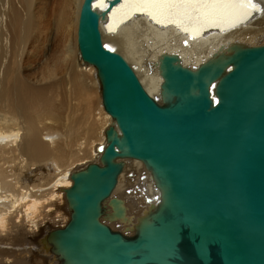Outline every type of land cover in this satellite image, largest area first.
Returning <instances> with one entry per match:
<instances>
[{
    "label": "water",
    "instance_id": "95a60500",
    "mask_svg": "<svg viewBox=\"0 0 264 264\" xmlns=\"http://www.w3.org/2000/svg\"><path fill=\"white\" fill-rule=\"evenodd\" d=\"M92 2L80 6L77 51L95 69L112 124L98 162L63 191L69 220L44 238L55 262L264 264V44L229 43L197 67L161 54L152 96L103 44L99 22L120 0L102 12ZM128 160L156 192L132 233L105 224L126 220L112 193Z\"/></svg>",
    "mask_w": 264,
    "mask_h": 264
},
{
    "label": "bare ground",
    "instance_id": "6f19581e",
    "mask_svg": "<svg viewBox=\"0 0 264 264\" xmlns=\"http://www.w3.org/2000/svg\"><path fill=\"white\" fill-rule=\"evenodd\" d=\"M110 1L93 0L92 8L102 12ZM82 2L0 0V253L19 250L0 264H31L33 250L57 264L44 238L67 224L69 211L64 216L60 210L67 207L63 191L74 171L98 162L112 124L102 105L97 111L90 106L95 71L82 67L77 51ZM99 29L106 48L134 60L136 66L128 64L153 96L161 83V54H176L183 65L197 67L229 43L263 45L264 1L120 0ZM142 169L138 161L125 162L112 196L123 201L126 220L105 222L112 230L132 233L147 210L146 199L156 194ZM53 209L56 214L40 229L39 216ZM21 230L30 247L14 249L10 243L24 237ZM36 234L44 235L34 239ZM33 261L42 264V257Z\"/></svg>",
    "mask_w": 264,
    "mask_h": 264
},
{
    "label": "rangeland",
    "instance_id": "374dc122",
    "mask_svg": "<svg viewBox=\"0 0 264 264\" xmlns=\"http://www.w3.org/2000/svg\"><path fill=\"white\" fill-rule=\"evenodd\" d=\"M128 61L129 62H131L132 63V65L133 66H136L135 64H134V60L132 59H128ZM127 61V62H128ZM80 63L82 64V67H85V66H90V65H88V64H86V63H83V62H81V60H80ZM92 67V66H91ZM93 68V67H92ZM93 70L95 71V69L93 68ZM92 79H93V81L94 82H96L95 83V92L91 95V97H92V103L93 104H91L90 106H92L93 105V108H95L96 109V111H97V108H98V106L99 105H101V101H100V95H99V85H98V82H97V79H96V76H95V73H94V75L92 76ZM147 88L150 90V92H151V89H150V87L149 86H147ZM98 96V97H97ZM97 97V98H96ZM32 169V168H31ZM143 170V169H142ZM129 175H130V173H129ZM128 175V176H129ZM32 178H34V176L32 177ZM65 207V206H64ZM62 208V206H61V208L62 209H60L61 210V213H63V215L64 216H66V212L65 211H68L67 210V207H65V208ZM55 210L56 209H53V213L51 214V213H45V211L44 212H42L41 213V215L39 216V220H38V227H40V229H43V224L44 223H46V222H48V220L51 218V216H53V215H55L56 213H55ZM52 226V225H51ZM52 229V228H51ZM50 229V230H51ZM57 229V228H56ZM25 231V230H24ZM23 230H21L19 233V235H21L23 232H24ZM42 235H44V234H36L35 236H34V239H36V238H38V237H40L41 238V236ZM22 236H24V234H22ZM35 241V240H34ZM33 241V242H34ZM10 245H12L13 247H14V249H18V248H20V247H24V246H26V248H28V247H30V246H28L26 243H25V236L24 237H21V240L20 241H18V242H14V243H10ZM32 246L35 248V249H38V246L35 244V243H33L32 244ZM18 251L19 250H17V251H14L13 250V252H11V250H10V252L9 251H2L1 250V253H0V258H2V259H6L7 257H11L12 255L11 254H13V253H18ZM34 252L33 253H31V252H29V258H31L32 257V260H30V263L32 264H34V262L35 261H33V258L34 257H42V264H47V257L46 256H43V255H40L41 253H39L40 251H38V250H33ZM11 255V256H10ZM18 258H20L19 256H17ZM22 258V257H21ZM23 258H26V260H28V258H27V256L25 257H23ZM25 259L24 260H22V259H20V261H26ZM2 262V261H1ZM3 264H5L4 262H2ZM49 264H51V263H49Z\"/></svg>",
    "mask_w": 264,
    "mask_h": 264
},
{
    "label": "built area",
    "instance_id": "2783aa9c",
    "mask_svg": "<svg viewBox=\"0 0 264 264\" xmlns=\"http://www.w3.org/2000/svg\"><path fill=\"white\" fill-rule=\"evenodd\" d=\"M146 171L144 170V168H143V174L145 173ZM144 175H142L140 178H142ZM142 180V179H141ZM56 227V226H55Z\"/></svg>",
    "mask_w": 264,
    "mask_h": 264
},
{
    "label": "snow or ice",
    "instance_id": "6c2138e0",
    "mask_svg": "<svg viewBox=\"0 0 264 264\" xmlns=\"http://www.w3.org/2000/svg\"><path fill=\"white\" fill-rule=\"evenodd\" d=\"M247 2H248L249 4H251V0H247Z\"/></svg>",
    "mask_w": 264,
    "mask_h": 264
}]
</instances>
